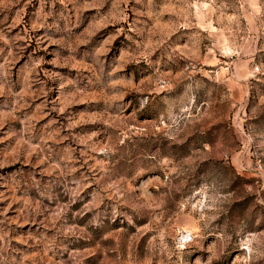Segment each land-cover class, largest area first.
I'll use <instances>...</instances> for the list:
<instances>
[{"label":"rangeland","instance_id":"rangeland-1","mask_svg":"<svg viewBox=\"0 0 264 264\" xmlns=\"http://www.w3.org/2000/svg\"><path fill=\"white\" fill-rule=\"evenodd\" d=\"M0 264H264V0H0Z\"/></svg>","mask_w":264,"mask_h":264}]
</instances>
